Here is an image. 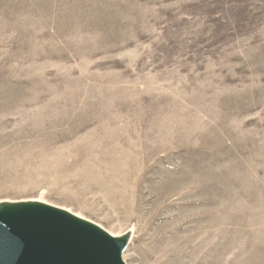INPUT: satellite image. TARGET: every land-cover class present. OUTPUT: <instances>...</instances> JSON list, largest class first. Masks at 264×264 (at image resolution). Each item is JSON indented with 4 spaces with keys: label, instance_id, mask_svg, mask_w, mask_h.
Listing matches in <instances>:
<instances>
[{
    "label": "rangeland",
    "instance_id": "obj_1",
    "mask_svg": "<svg viewBox=\"0 0 264 264\" xmlns=\"http://www.w3.org/2000/svg\"><path fill=\"white\" fill-rule=\"evenodd\" d=\"M27 200L130 233L125 264H264V0H0V202Z\"/></svg>",
    "mask_w": 264,
    "mask_h": 264
},
{
    "label": "water",
    "instance_id": "obj_2",
    "mask_svg": "<svg viewBox=\"0 0 264 264\" xmlns=\"http://www.w3.org/2000/svg\"><path fill=\"white\" fill-rule=\"evenodd\" d=\"M0 264H121L118 249L50 213L0 220Z\"/></svg>",
    "mask_w": 264,
    "mask_h": 264
},
{
    "label": "bare ground",
    "instance_id": "obj_3",
    "mask_svg": "<svg viewBox=\"0 0 264 264\" xmlns=\"http://www.w3.org/2000/svg\"><path fill=\"white\" fill-rule=\"evenodd\" d=\"M38 201L27 200L24 202H11V203H9L10 201L0 202V220L17 218V217H22L25 215H32V214H37V213H50V214L57 215L61 217L62 219L66 220L67 222H69L70 224L76 227L85 229L95 234L96 236L104 239L105 241L113 244L118 249L119 259H120L121 264H125L122 259V252L124 251L125 247L130 242V239H131L130 233H126L124 235H118V236L112 235L109 232L105 231L100 226H97L83 218H80L79 216L75 214H72L69 210L65 208L55 207L47 203L41 202V200H38ZM14 203H17V204L12 205ZM172 235H175V234H172ZM189 245L190 243L187 245V248H189L188 247ZM170 247H171V244H170ZM176 247H178V245ZM170 253L171 255L169 257V260L171 262L176 264L179 262L180 259H182L180 257V252H178V250L176 252L175 250H171ZM167 257L168 256L166 255L165 258ZM165 258H164V261H165ZM170 261L168 263H171Z\"/></svg>",
    "mask_w": 264,
    "mask_h": 264
}]
</instances>
